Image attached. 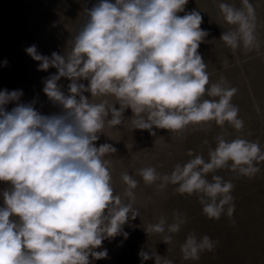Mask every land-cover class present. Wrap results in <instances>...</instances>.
I'll list each match as a JSON object with an SVG mask.
<instances>
[{
    "label": "clouds",
    "instance_id": "1",
    "mask_svg": "<svg viewBox=\"0 0 264 264\" xmlns=\"http://www.w3.org/2000/svg\"><path fill=\"white\" fill-rule=\"evenodd\" d=\"M187 3L99 0L84 10L67 53L53 52L49 57L35 45L26 48L39 62L38 70L57 69L43 81V92L61 110L44 115L36 110L35 101L20 102L21 90L0 91V182L8 185L0 192V264H92L108 256L106 249L96 250L104 240L127 238L123 226L139 216L134 207L138 181L123 172L126 188L123 193L115 191L105 156L116 149L95 143L106 126H122L128 120L133 129L149 130L153 136V128L180 132L213 121L243 129L239 108L231 103L237 89L223 78L206 87L207 63L198 48L208 33L200 27L199 11L178 15ZM218 7L234 26L220 40L234 51L241 46L257 48V18L250 0H241L240 7L226 2ZM62 77L70 81L67 93L58 84ZM10 102L15 106L7 111ZM127 109L130 118L124 115ZM188 155L192 158L177 163L170 174L161 175L149 166L137 175L148 185L159 181V189L173 184L179 193L198 194L202 212L210 219H220L226 205L231 217L235 205L234 184L219 175L209 180L208 174L230 167L252 177L260 171L257 164L264 162L259 142L227 140L223 135L216 137L215 148L208 149L207 160L192 150ZM184 222L177 213L167 231L178 232ZM165 225L161 217L145 231L164 233ZM170 240L165 237V243ZM216 243L207 235L189 234L181 246L183 258L198 260ZM139 256L142 264L153 258L155 264H173L157 253L141 250Z\"/></svg>",
    "mask_w": 264,
    "mask_h": 264
},
{
    "label": "rangeland",
    "instance_id": "2",
    "mask_svg": "<svg viewBox=\"0 0 264 264\" xmlns=\"http://www.w3.org/2000/svg\"><path fill=\"white\" fill-rule=\"evenodd\" d=\"M99 0H0V91L21 90V103L35 101V108L41 114L51 115L60 112L43 92V81L56 74L57 69L38 70L39 62L26 53V48L35 45L37 51L51 57L53 52L67 53L71 50V39L84 19V10L90 9ZM114 2V0H110ZM220 2L241 6V0H188L183 16L193 10L202 16L201 29L208 35L200 44L198 52L207 63L209 85L222 78L227 86L235 87L236 94L231 103L239 108L238 118L244 122L242 130L235 129L227 122L223 126L214 121L202 125H189L183 131H169L153 128L149 130L133 129L130 121L124 125L106 126L104 134L96 141V146L108 143L115 153L106 154L115 191L123 193L126 185L121 173L127 172L138 181L134 190V207L139 216L129 219L123 226L127 238L118 235L106 239L97 251L106 249L108 256L92 260V264H142L139 252L157 253L167 257L173 264H264V162L257 166L260 171L252 177L243 176L230 167L218 169L208 174L221 176L231 181V192L235 211L231 217L225 213L220 219H210L202 212L198 194L179 193L177 185L168 184L159 189L157 184L148 185L138 170L155 167L161 175L170 174L177 163L184 164L192 157L189 150L202 155L206 160L208 149L215 148L216 137L223 135L227 140L237 137L259 142L264 150V0H250L256 14V36L258 47L245 50L243 46L232 50L220 40L224 31L234 28L223 18L218 7ZM7 61V64H4ZM87 85V81H82ZM70 81L61 78L58 84L67 93ZM90 98V93H85ZM206 99H218L205 96ZM99 102L101 98H91ZM110 102L113 100L107 97ZM15 103L6 105L10 111ZM118 108L119 105H116ZM132 116L131 109L124 113ZM110 118V117H109ZM231 163V162H229ZM8 185L0 182V192ZM0 206L3 199L0 196ZM185 222L176 233L167 231V226L176 221V214ZM166 220L164 233H147L148 225H155L160 218ZM189 234L198 238L209 236L217 242L213 250H204L198 260L183 258L181 246ZM171 240L165 243V237ZM91 259V257H90ZM143 264H155V259L143 261Z\"/></svg>",
    "mask_w": 264,
    "mask_h": 264
}]
</instances>
